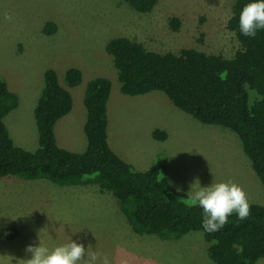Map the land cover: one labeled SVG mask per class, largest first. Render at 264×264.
Masks as SVG:
<instances>
[{
	"label": "rangeland",
	"instance_id": "1",
	"mask_svg": "<svg viewBox=\"0 0 264 264\" xmlns=\"http://www.w3.org/2000/svg\"><path fill=\"white\" fill-rule=\"evenodd\" d=\"M234 2L159 0L152 11L139 13L125 0H0V75L20 98L4 119L14 142L37 148L34 108L44 72L53 68L73 97L72 110L56 123L58 143L84 151V91L90 79L104 76L112 82L108 131L110 147L118 156L141 171L165 158L168 180L187 195L199 186L231 180L243 188L249 204L264 205V186L236 132L202 123L176 107L163 91L122 93L106 51L109 39L127 36L153 51L194 48L231 57L240 47L227 27ZM48 23L55 24L53 32L45 31ZM71 67L82 72V82L73 87L65 81ZM156 129L165 130L167 139H156ZM9 228L17 231L10 239L4 236ZM71 240L97 253L101 259L96 264H102L104 256L110 264H217L201 231L179 239L134 232L112 192L97 184L0 177V264H24L30 244L41 242L52 249ZM256 264H264V257Z\"/></svg>",
	"mask_w": 264,
	"mask_h": 264
},
{
	"label": "trees",
	"instance_id": "2",
	"mask_svg": "<svg viewBox=\"0 0 264 264\" xmlns=\"http://www.w3.org/2000/svg\"><path fill=\"white\" fill-rule=\"evenodd\" d=\"M159 0H125L136 12L152 11ZM249 0H235L227 27L234 31L240 47L231 57L184 48L178 53L147 49L127 36L106 43V51L124 94L142 95L163 91L179 109L205 124L227 127L237 133L242 150L264 186V30L255 38L239 30V16ZM1 20V15H0ZM176 18L173 27L177 28ZM178 23V21H177ZM54 23L45 31L53 32ZM43 88L34 108L38 146H18L5 117L19 106V95L0 75V177L48 179L59 185L97 184L112 192L131 229L162 239H179L201 231L208 254L217 264H256L264 257V205L250 203V215L238 220L235 213L219 231L202 227V209L188 206V195L177 191L166 176L163 157L141 171L118 156L108 141V109L112 82L104 76L90 79L85 88L86 149L71 151L58 143L55 127L73 107L71 92L59 83L55 69L44 72ZM65 81L73 87L82 82V72L71 67ZM167 139L163 129L153 131ZM15 229H5L8 239Z\"/></svg>",
	"mask_w": 264,
	"mask_h": 264
},
{
	"label": "clouds",
	"instance_id": "3",
	"mask_svg": "<svg viewBox=\"0 0 264 264\" xmlns=\"http://www.w3.org/2000/svg\"><path fill=\"white\" fill-rule=\"evenodd\" d=\"M5 19L11 20V16L6 14ZM239 30L251 38L256 37L258 30H264V0H249L243 6L239 16ZM177 191L180 189L177 188ZM185 203L202 209V227L207 233L219 231L233 213L238 220H244L250 215L245 191L231 180L199 186L195 191L188 192ZM25 252L30 254V258L25 259L24 264H96L101 259L97 253L74 240L52 249L41 242L38 246L30 244ZM102 264H110L107 256L102 257Z\"/></svg>",
	"mask_w": 264,
	"mask_h": 264
},
{
	"label": "crops",
	"instance_id": "4",
	"mask_svg": "<svg viewBox=\"0 0 264 264\" xmlns=\"http://www.w3.org/2000/svg\"><path fill=\"white\" fill-rule=\"evenodd\" d=\"M84 93H85V91H84ZM83 100H84V98H83ZM83 103H84V101H83ZM56 129V128H55ZM56 133V132H55ZM56 137H57V135H56ZM58 140V139H57ZM108 141H109V143H110V145H111V142H110V132L108 131ZM113 149V148H112ZM114 150V149H113ZM149 169V168H148ZM118 205V204H117ZM119 207V206H118ZM123 213V212H122Z\"/></svg>",
	"mask_w": 264,
	"mask_h": 264
}]
</instances>
